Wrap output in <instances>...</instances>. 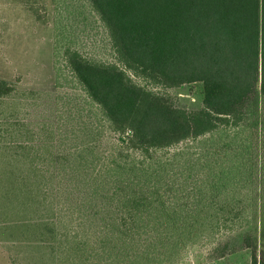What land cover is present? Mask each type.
Segmentation results:
<instances>
[{"label": "trees", "instance_id": "16d2710c", "mask_svg": "<svg viewBox=\"0 0 264 264\" xmlns=\"http://www.w3.org/2000/svg\"><path fill=\"white\" fill-rule=\"evenodd\" d=\"M86 1L117 62L64 51L67 68L98 113L90 127L101 132H92L87 148L94 159L71 164L70 152L52 157L51 168L36 163V145L9 147L13 153L0 163V240L30 253L54 240L62 215L48 193L69 167L72 174L88 173L82 195L65 197L61 208L94 230L81 257L86 264H173L210 230L206 222L224 232L257 201L264 164V0ZM196 83L203 88L201 107L178 108L170 91ZM14 91L0 80V101ZM220 128L246 134L228 148L235 161L224 171L196 175L194 184L171 179V160L155 153ZM258 128L259 146L252 138ZM101 133L104 143L96 146L94 134ZM7 211L19 221H8ZM247 248L250 264H264L256 247Z\"/></svg>", "mask_w": 264, "mask_h": 264}, {"label": "rangeland", "instance_id": "374dc122", "mask_svg": "<svg viewBox=\"0 0 264 264\" xmlns=\"http://www.w3.org/2000/svg\"><path fill=\"white\" fill-rule=\"evenodd\" d=\"M66 48L77 50L88 60L117 64L107 32L86 0H0V80L15 88L11 97L0 101V163L8 158L7 154L13 153L9 147L19 145H36V163L40 166L52 168V157L58 155L64 158L73 154L69 159L71 164L84 165L94 159L87 148L92 132H101L100 127L94 129L96 124L90 127L98 113L67 68ZM136 81L141 84L140 80ZM170 94L178 108L193 111L201 107V84L182 86ZM253 107L259 112L257 97ZM260 134L259 128L253 132L257 146L260 145ZM245 135L234 128H220L197 141H187L155 154L171 160V166L167 167L171 179L194 184L196 175L201 179L210 171L227 169L235 161L228 148L233 143L239 144ZM102 140V133L94 134L96 146L102 145ZM262 140L264 145V137ZM77 150L79 158L75 155ZM263 152L264 146L261 147ZM63 170V183L57 180L48 193L55 199L54 208H60V217L62 215L51 237L55 243L50 240L34 247L35 251L30 253L18 244L0 240V264H86L81 257L87 254L88 231L90 235L93 228L88 224L83 228L78 220L71 221L67 214L70 212H61V208L67 206L64 205L65 197L72 201L82 195V182L88 173L72 174L69 167ZM156 178L160 180V176ZM76 181H79L78 186L74 184ZM259 181L255 188L257 201L250 208L246 205L243 219L230 223L224 232H214L213 223L206 222L211 231L205 230L195 243L175 257L178 259L173 264H250L251 249L247 246L256 247L260 260L264 256L263 161ZM203 211L207 209L203 208ZM253 211L255 219L254 216L250 218ZM7 215L8 221H19L9 211ZM246 235H249L248 241Z\"/></svg>", "mask_w": 264, "mask_h": 264}]
</instances>
